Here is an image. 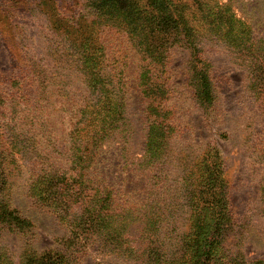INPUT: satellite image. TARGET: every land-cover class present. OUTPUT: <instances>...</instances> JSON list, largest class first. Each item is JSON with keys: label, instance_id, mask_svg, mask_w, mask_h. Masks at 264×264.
<instances>
[{"label": "rangeland", "instance_id": "obj_1", "mask_svg": "<svg viewBox=\"0 0 264 264\" xmlns=\"http://www.w3.org/2000/svg\"><path fill=\"white\" fill-rule=\"evenodd\" d=\"M167 1L193 46L155 0H0V208L30 223L4 264H264V55L215 20L264 47V0Z\"/></svg>", "mask_w": 264, "mask_h": 264}, {"label": "trees", "instance_id": "obj_2", "mask_svg": "<svg viewBox=\"0 0 264 264\" xmlns=\"http://www.w3.org/2000/svg\"><path fill=\"white\" fill-rule=\"evenodd\" d=\"M155 3L163 8V17L164 20L168 23V22H173L174 26L173 28H175L176 30H178V32L182 33L184 32V34L186 35V41L187 43H189V46H193V33L190 31V29L185 28L182 30L180 29L181 25L179 23V21L173 19V15L172 13V8L170 6V4L168 3L167 0H155ZM156 5V6H157ZM157 6V7H158ZM215 20H217V25H218V32L220 34L223 35V37L225 38V40L230 43L232 46L234 47H244L246 49H250L252 51H254L257 55L262 54L264 55V47L260 45L259 41H256L254 43H252V32L249 29L246 28H238L237 27L240 25L239 21L234 14L231 15H217L215 16ZM168 34V33H167ZM264 43V40L261 41ZM261 69H260V74L258 75V79H256L255 81H253V86L256 88H259L258 91L260 94L264 95V57H262V61H261ZM256 70H259V68H257ZM192 84L196 90V96L197 98L203 103V104H209L211 105L214 101V94H213V89H212V81H211V77L207 71L206 68H204L203 66L201 67L199 65V61L195 60L192 61ZM147 88L145 89V93L147 94V96H149L150 98L152 96H156V90L158 89V87H151L146 86ZM153 88V90H151ZM152 106H150V110L152 114H157L160 113V108L159 106H155L154 104H151ZM159 122L157 121H153L152 125H151V132H150V137H151V142H157V139L160 135V132L158 131V128H160V126L158 125ZM161 145V143H160ZM161 147L158 148V153H161ZM64 181H61V183H63ZM17 218V219H16ZM225 219V217H222V221ZM18 220V222H17ZM2 222H9L10 224H18L17 227H26L29 226L30 223L27 221H23L18 217H15L13 215V213L7 209H3L0 208V223ZM221 224H223L221 222ZM12 226V225H11ZM212 243H210V247L212 248V250L216 251L219 246L220 243L216 242L213 246H211ZM207 258V260L209 259L207 256H205ZM25 263L24 264H67L68 263V259L66 255L60 254V253H44L42 255L40 254H33L32 256H27L25 258ZM4 263H8V258L4 257L3 255L0 254V264H4ZM233 264H242L241 262H238L237 260L235 261V263Z\"/></svg>", "mask_w": 264, "mask_h": 264}]
</instances>
